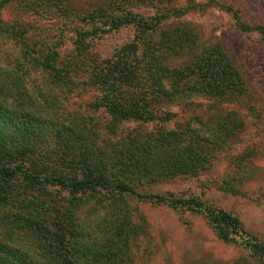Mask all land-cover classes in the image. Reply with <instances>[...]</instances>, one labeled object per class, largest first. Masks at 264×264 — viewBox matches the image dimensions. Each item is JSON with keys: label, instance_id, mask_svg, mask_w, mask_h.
<instances>
[{"label": "trees", "instance_id": "trees-1", "mask_svg": "<svg viewBox=\"0 0 264 264\" xmlns=\"http://www.w3.org/2000/svg\"><path fill=\"white\" fill-rule=\"evenodd\" d=\"M12 1L0 0V223L7 237L0 239V264H124L131 230L125 211H113L111 219L93 220L87 227L75 218L82 198L96 193L112 199V204L132 194L176 209L187 205L206 216L219 237L235 240L264 260V241L249 233L234 213L194 197L183 200L137 190L147 181L204 169L210 157L206 144H218L219 133L210 135L213 130L205 129L204 123L195 125L199 119L189 121L187 129L158 128L143 134L134 129L118 141L111 139L108 148L96 154L76 120L58 125L23 88L22 76L31 70L45 72L51 83L64 84L79 72L87 73L89 85L100 92L96 106L106 110L108 129L115 135L123 123L155 121L158 96L195 93L222 99L240 93L241 77L218 45L195 54L182 68H171L158 52L168 44L188 45L189 38L166 35L158 45L151 41L159 21L181 17L200 4L187 0L186 6L155 19L125 10L120 0H104V6L88 14L98 18L93 27L79 29L74 52L61 59L49 44L47 48L31 39L26 24L2 19V9ZM233 14L242 31L258 30L264 39L263 25L247 24ZM127 26L135 27L130 42L109 58L89 56L87 38ZM6 40L22 47L19 57L12 59L1 50ZM10 60L13 68L7 66ZM160 119L168 121L171 116L163 114ZM23 240L29 246L19 245Z\"/></svg>", "mask_w": 264, "mask_h": 264}, {"label": "rangeland", "instance_id": "rangeland-1", "mask_svg": "<svg viewBox=\"0 0 264 264\" xmlns=\"http://www.w3.org/2000/svg\"><path fill=\"white\" fill-rule=\"evenodd\" d=\"M195 1L200 4L197 10L181 17L164 18L151 34V41L156 44L166 35L186 37L191 43L168 44L158 56L171 68H182L195 54L218 45L241 77L240 93L222 99L195 93L156 96L159 116L155 121L123 123L115 135L108 129L106 110L96 106L100 92L89 85L87 73L79 72L73 81L64 84L51 83L45 72L31 70L22 76L23 88L50 111L58 125L76 120L96 154L108 148L111 139L118 141L134 129L142 134L158 128L187 129L189 121L199 119L195 125L204 123L205 129L213 130L210 135H221L218 144H206L210 155L207 166L156 182H144L137 190L144 195L183 200L194 197L225 209L237 215L249 233L264 241V39L258 30L242 31L233 14L237 12L247 24L264 26V0ZM120 2L125 10L155 19L174 7L187 5V0ZM104 5V0H13L2 9L1 16L7 22L26 24L31 39L47 48L49 44L64 59L77 46L78 30L91 29L93 20L98 19L88 16L89 12ZM134 28L127 26L101 36L91 35L87 38L89 56L111 57L116 49L134 38ZM3 43L1 50L12 59L22 53L19 44L9 40ZM14 65L10 60L7 66ZM163 114L171 119L161 120ZM48 145L53 148V141L49 140ZM111 201L101 193L86 195L74 210L75 218L87 227L93 220L111 219L113 211H125L131 230L124 264H264L247 247L219 237L207 217L187 205L176 209L171 204L132 194L124 195L116 205ZM94 206L95 210H91ZM5 232L0 223V239H7ZM22 244L29 246V241L23 240L19 245Z\"/></svg>", "mask_w": 264, "mask_h": 264}]
</instances>
